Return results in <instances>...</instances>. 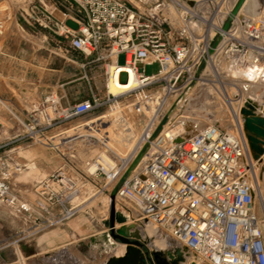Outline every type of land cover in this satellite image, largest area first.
<instances>
[{"label": "built area", "instance_id": "built-area-1", "mask_svg": "<svg viewBox=\"0 0 264 264\" xmlns=\"http://www.w3.org/2000/svg\"><path fill=\"white\" fill-rule=\"evenodd\" d=\"M137 2L138 7L123 0H63L58 8L75 20L76 29L52 21L44 9L28 4L34 24L64 40L83 57L80 69L88 85L92 81L88 68L102 67L106 76L103 97L90 90L88 99L65 107L57 97L45 98L41 106H47L51 115L45 114L47 125L84 117L129 97L140 112V106L149 108L157 98L155 119L160 113L162 116L140 147H146L143 167L124 175L139 149L120 162L105 156L106 165L100 156L94 158L86 164L89 176L109 179L107 183L117 187L115 207L121 205V213H135L140 229L155 227L185 247L195 262L264 264V214L256 213L251 160L246 158L249 146L241 128L228 132L206 125L177 143L179 131L165 132L169 118L163 124L172 106L162 112L169 99L178 101L189 86L194 88L209 77L213 65L218 68L222 63L227 71L246 74L251 82L264 86V9L250 20L233 17L223 31L232 10L227 0H196L190 5L184 0ZM217 37L220 43L208 54ZM121 54L124 66L117 62ZM153 64L159 66L158 71L145 75L144 67ZM111 69L118 72L119 83L122 74L127 83L132 73L134 88L118 96L109 94ZM21 172L22 167L9 154L0 156V204L20 215L26 226L13 241L0 246V257L11 245L18 247L78 212L66 208L78 192L63 173L39 181L34 188L38 200L31 205L11 189L10 180ZM106 186L102 191L109 195L112 190L104 189ZM107 219L105 215L102 221ZM109 231L106 225L105 234ZM9 254L16 256L14 251Z\"/></svg>", "mask_w": 264, "mask_h": 264}, {"label": "rangeland", "instance_id": "rangeland-1", "mask_svg": "<svg viewBox=\"0 0 264 264\" xmlns=\"http://www.w3.org/2000/svg\"><path fill=\"white\" fill-rule=\"evenodd\" d=\"M123 1L130 6L138 7L137 0ZM219 1L220 0H215L216 3ZM30 2L34 3L37 2V0H0V50L4 44L20 43L26 51L25 53L22 52L21 56H28L32 54V52H35L34 55L37 59L50 56L53 61V66L64 68L66 76L74 74L76 68L70 60L72 59L75 60V62L82 63L84 61L83 57L80 54H72L74 52L67 48V43L64 40L38 27L37 24H34L29 19L30 6L28 4ZM52 2L58 8V5L61 4L63 0H52ZM253 3L254 6L251 8V17L245 18L246 16L242 15L240 18H245L246 20L253 19L255 13L264 9V0H254ZM66 26L71 29H76L77 27L75 23L70 21L66 23ZM44 31H47L49 35H46V41L42 43V40L37 38V35H34V33H42V35H44ZM66 51H68V53ZM72 56L74 58H72ZM66 59H68V61ZM117 62L119 66H124V55H119ZM26 67L27 69H25V67L17 68L15 72L12 66L6 63L5 66L0 69L5 74L4 79L0 77V156L9 154L13 160L15 159L21 166L26 167L22 169L20 174L13 176L10 180L11 189L15 191L26 189V191H23L24 196L22 198L29 204L35 205L38 198L34 189L31 191L33 183L46 179L51 175L63 173L72 181L73 189L78 192V194L73 197L72 203L68 204L66 207L77 208L78 210V212L69 219L68 225H72V223L75 222H84L87 225L99 222L105 215H108L107 202L109 195L108 192L102 191V189L107 184L104 189L111 191L114 188V184L107 183L109 179H106L102 175L89 176L86 164L94 158L99 157V153L110 158L109 152L111 151L117 152L116 160H113L115 162H120L130 157L129 153L130 151L132 153L136 150L138 142L145 128L148 126L151 114L150 118L148 117L149 115L144 118V115L141 113L142 106H140V112H138V106L134 105V100L129 97L117 102V105H119L121 109L116 112L108 111L113 108L115 104L110 106L105 105L93 113L85 117H80L66 125L64 123H58L53 126H48L47 119L45 118L47 106H41V102L49 97L44 87L46 71L39 66L33 67L27 64ZM226 68L227 67L221 63L217 71L221 72L222 75L218 78L209 70L210 76L196 85L190 97L181 102L177 111L176 121H170L172 127L169 129L179 130L180 132H178V134L180 139L194 135L206 125H215L228 132L235 129V121L230 119L231 117L228 112L224 110L227 109L225 107H228V104L226 103L227 100H224L222 93L226 90L224 83L236 79H234L232 75L226 73ZM158 69L159 66L157 64L146 66L144 67V74H155ZM14 72L20 76H23L24 73L26 74L25 78L21 80V93H19L18 88H15V90L12 89V85L9 82L8 73H10L12 77V73ZM87 75L88 77L94 76L90 87L100 97H103L105 95L106 83V76L104 75L103 68H88ZM66 76L61 78V83L67 81ZM29 80H31L32 83L36 80L37 83L34 85L32 83L29 84ZM119 81L125 83L126 75L122 74ZM94 86H99L101 88L96 90ZM28 89H34L35 91L30 93ZM230 91L232 93L233 90L231 89ZM262 91L263 89L259 92H255L254 100L252 101V106L254 108L253 114L256 116L258 115L257 111H259V109H262V112L264 111V92ZM220 98H223V100ZM233 98L234 101L230 105V108L234 107L233 110H237L240 105L238 103L241 102L238 90L234 92ZM156 99L157 98H154L152 102H156ZM174 100L175 97L169 99L165 105H163L162 112L169 106H172L170 108V110H172L174 108L173 102H177ZM220 112L223 113L221 114ZM160 115L162 116V113H160ZM160 115L157 117V120L160 119ZM147 118H149L148 122ZM109 119H112L113 122L108 124V128H105V126H107L105 123ZM166 121L167 118L165 116L163 124H165ZM225 121L228 122L225 123ZM154 126L150 130L151 132ZM169 126H171V124H169ZM99 133L108 138L109 144L107 146L102 147L92 138L88 139L90 136L97 138ZM117 133L119 137L115 138V134ZM55 135H59V137L52 139V136ZM252 160L251 176L252 179L256 176L259 181V189L257 188L256 190L258 192V194L256 193V213L260 216L264 214V154L256 159L252 156ZM116 208L118 211L123 212V207H121V205L117 204ZM20 218L21 216L16 214L11 208L0 204V240L9 236L7 241H0V246L6 242L13 241L14 238L17 237L16 234L20 228ZM134 220H136L135 213L131 214L130 221L132 222L129 223H133ZM145 228L146 226L143 229H139L140 232H144L143 230H145ZM148 244V251L150 252L156 251L165 253L168 251L167 249H152L149 240ZM19 245L18 247L15 244L11 245L8 249L2 251V260H0V264H72L71 260L58 257L61 253L60 250H55L48 255H41V257L35 256L30 258L24 253H22L23 257H20L17 251ZM32 248L30 249L32 250ZM11 251H14L16 256H11L9 254ZM67 251L72 255V258L79 262V264H96V259L102 257H97V255H95L96 259L90 262L73 246L67 247ZM191 262L195 261L189 253V258L183 264H192Z\"/></svg>", "mask_w": 264, "mask_h": 264}, {"label": "crops", "instance_id": "crops-1", "mask_svg": "<svg viewBox=\"0 0 264 264\" xmlns=\"http://www.w3.org/2000/svg\"><path fill=\"white\" fill-rule=\"evenodd\" d=\"M184 1L193 2L196 0H184ZM34 4L37 5L38 8L42 9V11L44 9L46 13L50 15V18L52 21L63 22L65 23V25L68 21L75 23V20L73 18L69 16L65 17L63 13L60 11V9H58L55 6L52 0H37V2H34ZM258 12L255 13L254 17L258 14ZM42 15H44V13H42ZM43 33L44 35H42V33H39V34L34 33V35H37V38L42 40V43L46 41V35H49L47 31H44ZM67 48H69L68 44H67ZM22 52L25 53L26 51L23 49L20 43L4 44V46L0 50V69L1 67L3 68L6 63L10 64L12 68L14 69V71L17 70V68H21V67H25V69H27L26 67L27 64L33 67L39 66L40 68L44 69L46 71L45 80H44V83H45L44 87H45L46 93L49 96L55 95V97L59 99L60 105L62 107H65L70 104L78 103V102L84 101L89 98L90 90L92 89L90 85H88L85 79H83L82 77L83 73H82V70L80 69L81 62L78 63V62H75V60L71 59L70 62L73 63L76 68L75 73L70 76H66V74L64 73V68H58V67L53 66V61L50 56H47L44 58L41 57L40 59H37V57H35L34 55L35 52H32V54L28 56L27 55L21 56ZM66 52L68 53V51ZM72 52H74L72 53L74 55L78 54L75 51H72ZM72 58L74 57L72 56ZM66 60L68 61V59ZM15 72L12 73L13 75L12 77L10 76V73H8L9 74L8 76L10 79L9 82L12 85V89L15 90V88H18L19 93H21L20 92L21 91V85H20L21 80L25 78L26 74L24 73L23 76H20V75L15 74ZM55 74H58V75H55ZM4 75H5L4 72L0 70V77L4 79L5 77ZM65 76L67 77L66 78L67 81L61 83V78H64ZM91 77L92 79H94V76H91ZM28 83L31 84L32 83L31 80H29ZM35 83H37L36 80H34L32 84L34 85ZM94 88L96 90H99L101 87L94 86ZM28 91H30L31 93L35 90L28 89ZM77 119L79 118L70 119L68 121H65L64 124L66 125ZM58 137L59 135H55V136H52V139H55ZM13 162L18 164L20 167H22V169L26 168L24 166H21L19 163H17L15 159L13 160ZM38 182L39 181H36L33 183L31 187V191H33V189L35 188ZM13 191L16 195H18L21 199H23L22 198L24 196L23 191H26V189L19 190V191L13 190ZM68 222L69 220H67L63 224L54 226L38 234L36 237H34L30 241L20 243L19 249L17 250L19 252V256L23 257L22 253H24L25 255H28L27 257H30V258L35 257V256L41 257V255H48L49 253L55 250H60L61 253L58 255L59 258L60 257L67 258L68 260H71L72 264H79V262L76 261L74 258H72V255L67 251V247L73 246L76 249V246L79 243L87 244L89 239H91L92 237H97V236H101L105 234L106 225L104 224L102 220L99 222H95L93 224H89V225L85 224L84 222H75V223H72V225H68ZM19 226L20 228L18 232L20 230H23L26 227L24 225L22 218H20ZM8 238L9 236L6 238H2V240L0 241H7ZM30 248H32V250ZM120 248H124V247L119 246L116 249H120ZM114 251L102 255V257L99 259L97 258L96 264H104L105 260L108 257H111L113 255L117 257V255L114 254ZM89 254L97 255L96 251H92V250L89 251ZM121 255H123V252L118 256H121ZM0 260H2L1 257H0Z\"/></svg>", "mask_w": 264, "mask_h": 264}, {"label": "water", "instance_id": "water-1", "mask_svg": "<svg viewBox=\"0 0 264 264\" xmlns=\"http://www.w3.org/2000/svg\"><path fill=\"white\" fill-rule=\"evenodd\" d=\"M245 0H236L232 4L231 13L224 23L222 30L228 29L231 19L237 16L242 4ZM190 5L191 2H188ZM239 19H242L238 17ZM220 37H217L213 42L208 54H212L220 43ZM142 69H139V73ZM192 87L189 86L186 91L174 103V108L166 113V118H170L178 105L187 97ZM239 114L243 118V130L248 139V146L256 159L264 154V118L256 116L252 112L250 105H245L240 109ZM189 138V137H187ZM182 139H177V143ZM262 146V147H260ZM146 147L140 149L136 157L127 167L124 175H130L144 157ZM117 187H114L108 196V219L104 223L110 229L109 233L101 236L92 237L87 244L79 243L76 250L88 261L93 262L96 259L95 255H90L89 251H96L97 257L113 252L119 246L124 247L123 255L108 257L104 264H183L188 258V250L181 246L177 247L173 252H156L148 251V240L140 233V228L136 223H129L130 216L126 213H121L115 207V196ZM118 226L115 228V226ZM145 250V251H144Z\"/></svg>", "mask_w": 264, "mask_h": 264}, {"label": "bare ground", "instance_id": "bare-ground-1", "mask_svg": "<svg viewBox=\"0 0 264 264\" xmlns=\"http://www.w3.org/2000/svg\"><path fill=\"white\" fill-rule=\"evenodd\" d=\"M235 1L236 0H227L228 7H231L232 4ZM253 2H254V0H245L244 3L242 4L240 10L238 11L237 17H241L242 15H245L246 16L245 18H250L251 17V13H252L251 12V8L254 6V3ZM245 18H242V19L246 20ZM212 67L213 68H211V71L215 75H219L220 76L221 75V72L217 71L218 68L215 65H213ZM226 71H227V68H226ZM227 73L230 74V75H232V77L236 78V80H232L230 82L224 83L226 90H224V93H222V94H223L224 100H227L226 103L228 104V107H225L224 106L225 108H227V109H224V110H226V112H228L229 116L231 117L230 119H232L236 123L235 124V129H232L231 132H234V130L236 131L237 128H241L242 136H243L244 140L248 143L247 136H246V134H245V132L243 130V118L239 114V111H240L241 107H243L244 104H245V105H250L252 107V112L254 113V108L252 106V101L254 100L255 92H259L262 89H263L262 92H264V86L261 85V84H257V83L251 82L250 81V76H248L246 74L238 73V72L233 71V70H230V69L227 71ZM134 86H135V83H134V80H133L132 73H130V75H129L128 82L125 83V84H121V83L118 82V72H115L112 69L110 70V78H109V80L107 82V91H108L109 94H112L114 96H118V95H121L124 92H126V91L134 88ZM229 89L230 90L231 89L233 90L232 93H231V91ZM193 90H194V88L191 89V91L187 95L186 99H188L190 97V95L193 92ZM236 90H238V95H239V97H241L240 98L241 102L238 103V104H240L239 107H238V109L237 110L236 109L233 110L234 107L233 108H230V105L234 101L233 96H234V92ZM223 98H220V99L223 100ZM156 102L149 103V105H148L149 108L141 107L142 108L141 113L144 115V118L147 117L148 115H149L148 117L150 118V114H151V118L150 119L147 118V122H148V119H149L148 126L145 128V130H144V132L142 134V137H141L140 141L138 142V145L136 147V150L133 151L134 153H136V151H138L140 149V147H142V144L146 142L149 134L151 133L150 130L152 129V126H154L157 123V120L155 119L156 111H153ZM180 104L178 105V107L176 108V110L172 113L171 117L169 118V124H171V126H169V127L168 126H165V132L167 131L166 129H170V127H172V123H170V121H173V120L176 121V115H177L178 108L180 107ZM218 107H220V106H218ZM120 109L121 108H120L119 105H115L113 108L109 109L108 111L109 112H116V111H118ZM261 110L262 109H259V111H257V114L260 117L264 118V111L262 112ZM220 113L222 114L223 112H220ZM224 113H225V111H224ZM46 114L49 115V116H51L49 110L46 111ZM112 122H113L112 119H109L108 121H106L105 124H107V126H105V128H108V124H111ZM152 122H153V125L151 126ZM227 122L225 121V123H227ZM197 124H199V123H197ZM232 127H233V123H232ZM178 131L179 130H175V129L173 130L172 129L169 132H171V133H177ZM117 137H119L118 133L115 134V138H117ZM90 138H92L93 140H95L96 142H98L102 147H105V146H107L109 144L108 143L109 142L108 141V138L106 136H103L101 133H99L97 135V138H93L92 136L88 137V139H90ZM179 138H180V136H179ZM260 147H262V146H260ZM133 152L131 153V151H130V153H129L130 157L134 154ZM109 154H110V157L113 160H116L117 152L111 151V152H109ZM99 156L102 159V160H100L102 162V164L103 165H106L107 159L105 158V155L99 153ZM252 156L253 155H252V153H251V151H250V149L248 147V154H247L246 158L248 157V159H250L251 161H253L252 160ZM125 159H127V158H125ZM145 163H146V158L144 156L142 158V160L136 166L134 172H137L141 167H143V165ZM93 170H94V166H91V168L89 169V171L90 172H93ZM258 170H259V168H258ZM253 179H254L253 180V188H254V192H255V196H256V193L258 194V192L256 190H257V188L259 189V181L257 180L256 176H254ZM107 204H108V202H107ZM143 231L144 232H142V233L140 232V233H141V235H143L145 238H147L149 240L150 246H151L152 249H155V250L156 249L157 250L158 249L159 250H161V249L162 250L163 249L166 250L167 249L168 251L173 252L177 247H181L179 244H177L176 242H174L168 235H165V234L161 233L158 229H156L155 227H153L151 225H147L146 228H145V230H143ZM122 252H124V248H120V249L115 250L114 251V254H116L117 257H119L118 255H120ZM191 263L192 264H198L197 262H191Z\"/></svg>", "mask_w": 264, "mask_h": 264}]
</instances>
